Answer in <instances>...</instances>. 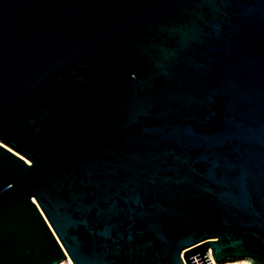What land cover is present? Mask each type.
<instances>
[{"label": "water", "instance_id": "water-1", "mask_svg": "<svg viewBox=\"0 0 264 264\" xmlns=\"http://www.w3.org/2000/svg\"><path fill=\"white\" fill-rule=\"evenodd\" d=\"M264 264V0H0V264Z\"/></svg>", "mask_w": 264, "mask_h": 264}, {"label": "built area", "instance_id": "built-area-1", "mask_svg": "<svg viewBox=\"0 0 264 264\" xmlns=\"http://www.w3.org/2000/svg\"><path fill=\"white\" fill-rule=\"evenodd\" d=\"M206 254H207V256L211 262L209 264H216L217 263L214 260V258L212 257L211 252L208 251ZM56 264H75V263L73 262L72 258L66 253V256Z\"/></svg>", "mask_w": 264, "mask_h": 264}, {"label": "bare ground", "instance_id": "bare-ground-1", "mask_svg": "<svg viewBox=\"0 0 264 264\" xmlns=\"http://www.w3.org/2000/svg\"><path fill=\"white\" fill-rule=\"evenodd\" d=\"M216 264H219V263H216ZM223 264H252V263L246 259H242V260H236V261H228Z\"/></svg>", "mask_w": 264, "mask_h": 264}]
</instances>
